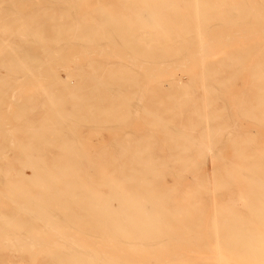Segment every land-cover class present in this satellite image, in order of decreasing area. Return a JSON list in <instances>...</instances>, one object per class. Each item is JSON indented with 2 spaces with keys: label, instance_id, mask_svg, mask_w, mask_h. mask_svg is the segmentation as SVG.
<instances>
[{
  "label": "bare ground",
  "instance_id": "bare-ground-1",
  "mask_svg": "<svg viewBox=\"0 0 264 264\" xmlns=\"http://www.w3.org/2000/svg\"><path fill=\"white\" fill-rule=\"evenodd\" d=\"M19 1L0 0V231L24 234L0 250L264 264V0Z\"/></svg>",
  "mask_w": 264,
  "mask_h": 264
},
{
  "label": "rangeland",
  "instance_id": "rangeland-1",
  "mask_svg": "<svg viewBox=\"0 0 264 264\" xmlns=\"http://www.w3.org/2000/svg\"><path fill=\"white\" fill-rule=\"evenodd\" d=\"M44 0H22V1H19V5H20V8L22 9V10H28L33 4H41V2H43ZM18 2V1H17ZM16 2V3H17ZM79 3L81 2V1H78ZM33 3V4H32ZM31 5V6H30ZM61 68H58L57 69V71H56V76L59 78V79H61L62 77V79L61 80H66L68 77H66V76H68V74H67V71L66 70H64V69H61ZM65 76V77H64ZM179 77H180V80H181V83L182 84H186V83H188V75L187 74H184V73H182V74H179L178 75ZM61 77V78H60ZM66 78V79H65ZM186 79V80H185ZM9 105V104H8ZM6 106H7V104H4V105H2L1 106V108H0V113L2 114V115H4L3 113H4V111L3 110H5V111H7L6 113H8L9 111H10V113L9 114H6L5 113V115L6 116H10L11 115V112H12V107L11 108H9V107H7V109H10V110H7L6 109ZM3 112V113H2ZM4 115V116H5ZM102 134V135H101ZM100 135L102 136H99V137H92V139H91V144H92V146H96L98 143H95V142H99V141H104V140H106L107 139V135H106V132H104V131H101L100 132ZM104 135V136H103ZM98 138H100V139H98ZM96 140V141H95ZM9 158V157H8ZM0 160H2L1 158H0ZM27 170V172H26V174L27 175H31L32 174V172H31V170L30 169H26ZM29 170V171H28ZM30 172V173H29ZM0 209H4L6 206H4V207H2L3 206V201H0ZM171 207V206H170ZM35 224H40V222H35ZM7 229H5L4 230V232H2V231H0V247L1 246H3L4 245V241H6L5 239L7 238H10V237H12L13 238V236H15V235H18L19 236V234H24L23 233V231H21V232H12V233H10L9 231H6ZM51 230H49V232H50ZM61 231H63V234L64 233H66V232H68V229L66 228V229H63L62 230V228H61ZM71 233H73V231L72 230H69ZM49 232L48 231H46V232H43V234H49ZM70 232H68V234H70ZM38 234H42V233H38ZM51 234V235H50ZM49 234V236H55V234H54V231H51V233ZM56 234H57V232H56ZM71 235V234H70ZM12 238H10V239H12ZM86 241L87 240V238L86 237H84V238H82L81 239V241L83 242V241ZM11 241V240H10ZM59 241V240H58ZM60 242V241H59ZM96 242V241H95ZM84 243H90V242H88V240H87V242H83L82 244H84ZM13 245H15V247H17V248H20V246H18L16 243H12ZM92 244H94L93 242L90 244V245H92ZM87 246V244L85 245H83V247L84 248H90V249H92V250H98L99 248H100V246L101 245H99L98 243L97 244H95V245H92L93 246V248H91L92 246ZM99 245V246H98ZM95 246H96V248H95ZM215 246V245H214ZM214 246H212L211 247V250L212 251H208L209 249H207V250H205V249H203V248H201V247H186V249L187 250H178L176 247H175V245L173 244V243H169L168 244V248H167V254L170 256L169 257V259L173 262V261H177V260H180V259H184L186 256H200V255H202V254H210V255H214V253L216 254V253H218L217 252V250L215 249V248H213ZM34 247H36V248H34ZM34 247H32V250H27V251H22V252H20L18 249L16 250V248L14 249V246H12L10 243L9 244H7V246H5L4 247V249L3 250H0V255H2L1 257H0V259H2V260H0V264H3L4 263V258H6L7 257V259H6V261H7V263L5 262L4 264H62L63 263V261L62 262H60V261H56V260H52V259H50L49 258V256H47V254H44V253H41V251H42V249H44L43 247H41V246H39V245H36V246H34ZM99 247V248H98ZM213 248V249H212ZM102 249V247L98 250V251H100ZM4 251V252H3ZM186 252L183 256H182V253L183 252ZM193 252V253H192ZM3 253V254H2ZM111 253V254H110ZM107 252L106 253V255L109 257V259H116L117 260V264H125V263H129L130 261L125 257L124 258V256H125V254L124 253H122V255L123 256H121L120 254H121V252H119L117 255H116V251L114 252V251H111V252ZM4 254L5 255H7V256H5L4 257ZM115 254V255H114ZM193 254V255H192ZM138 256H141V255H138ZM137 256V258L135 259V261L132 263V264H135V263H138V264H145L146 262L144 261V262H142L143 260H141L140 259V262H138L139 261V257ZM129 258V257H128ZM41 259H43V260H41ZM161 259H162V257H161ZM186 259V258H185ZM149 260H150V262H151V264H160L159 262H158V260H156V259H154L153 257H150L149 258ZM156 260V261H155ZM170 263V262H169Z\"/></svg>",
  "mask_w": 264,
  "mask_h": 264
}]
</instances>
